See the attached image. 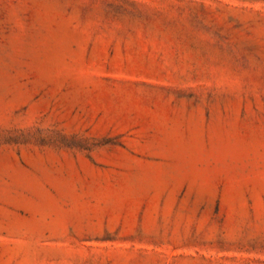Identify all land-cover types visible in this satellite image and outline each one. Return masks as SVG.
Wrapping results in <instances>:
<instances>
[{
  "label": "rangeland",
  "instance_id": "rangeland-1",
  "mask_svg": "<svg viewBox=\"0 0 264 264\" xmlns=\"http://www.w3.org/2000/svg\"><path fill=\"white\" fill-rule=\"evenodd\" d=\"M0 264H264V0H0Z\"/></svg>",
  "mask_w": 264,
  "mask_h": 264
}]
</instances>
